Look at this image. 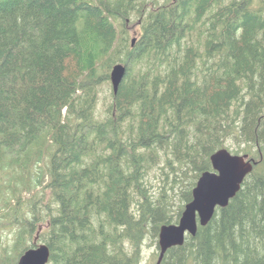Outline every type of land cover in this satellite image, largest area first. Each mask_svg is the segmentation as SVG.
<instances>
[{"label":"trees","instance_id":"obj_1","mask_svg":"<svg viewBox=\"0 0 264 264\" xmlns=\"http://www.w3.org/2000/svg\"><path fill=\"white\" fill-rule=\"evenodd\" d=\"M221 148L257 164L161 264H264V0H0V171L19 225L0 264L41 226L48 264H141Z\"/></svg>","mask_w":264,"mask_h":264},{"label":"water","instance_id":"obj_2","mask_svg":"<svg viewBox=\"0 0 264 264\" xmlns=\"http://www.w3.org/2000/svg\"><path fill=\"white\" fill-rule=\"evenodd\" d=\"M133 44L136 38L133 39ZM127 66L118 63L111 71L114 92L125 77ZM213 171H205L193 189V199L186 204L178 223L164 224L160 228V254L156 264H161L168 249L184 244L186 236L196 235L199 225L206 226L212 220L217 207H226L240 191L245 178L253 171L257 161L249 154H234L221 148L211 156ZM41 229V228H40ZM35 242L38 241V237ZM51 249L45 242L25 250L17 264H48Z\"/></svg>","mask_w":264,"mask_h":264},{"label":"rangeland","instance_id":"obj_3","mask_svg":"<svg viewBox=\"0 0 264 264\" xmlns=\"http://www.w3.org/2000/svg\"><path fill=\"white\" fill-rule=\"evenodd\" d=\"M164 0H161V2ZM138 20H134L128 24L127 29L129 31V39L130 41L136 38V40L140 37V26L138 25ZM113 84L110 80V83H107L103 86V89L100 94V100H99V109L105 110L107 104L112 99V91H113ZM47 165H49V158H45L42 162L39 163V165H35V168L33 171H41L47 169ZM7 171V170H6ZM157 169H155L152 175L151 179L154 181L155 189L158 188L159 185L162 183L160 182V173H156ZM11 177L10 175L3 174L2 171H0V263L1 258L4 256H10L14 257L17 253V231L19 229V225L15 224L13 222V215L15 214L12 209V204L8 203H16V198L14 196V192L12 188L9 187V184L11 183ZM18 180V179H16ZM19 186V195L22 194L21 203L18 204L20 208L24 209L26 202V205L29 203V198L31 197V194L26 192L24 186H22L21 181H17ZM39 188H35L32 193L38 192ZM21 191V193H20ZM17 194V193H15ZM18 195V194H17ZM25 201V202H24ZM8 204V206H7ZM18 214V213H17ZM42 230L44 226L40 227ZM37 231H35L34 235L31 238H28V245H32L33 241L35 240L34 237H36ZM39 243H42L43 241L40 239L38 241ZM159 243V241H158ZM160 251V249H159ZM158 249L156 247V244L152 241V238H149L146 243L144 244V251L142 255V263L141 264H156L158 259ZM19 259V258H18ZM17 259V261H18Z\"/></svg>","mask_w":264,"mask_h":264},{"label":"flooded vegetation","instance_id":"obj_4","mask_svg":"<svg viewBox=\"0 0 264 264\" xmlns=\"http://www.w3.org/2000/svg\"><path fill=\"white\" fill-rule=\"evenodd\" d=\"M138 25H139V24H138ZM139 26H140V25H139ZM37 236H38V233H37L36 237H37ZM39 240H40V236L38 237V241H39ZM38 241H37V242H35V240L33 241V242H34V243H33V244H34V247H36V246L39 244Z\"/></svg>","mask_w":264,"mask_h":264}]
</instances>
